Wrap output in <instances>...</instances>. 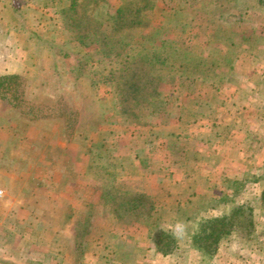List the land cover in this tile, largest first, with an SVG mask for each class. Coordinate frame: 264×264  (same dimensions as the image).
Returning a JSON list of instances; mask_svg holds the SVG:
<instances>
[{"label":"rangeland","instance_id":"obj_1","mask_svg":"<svg viewBox=\"0 0 264 264\" xmlns=\"http://www.w3.org/2000/svg\"><path fill=\"white\" fill-rule=\"evenodd\" d=\"M85 1L66 14V26L63 18L46 28L17 9L0 11V76L16 77L0 95V208L9 209L0 215V264L8 259L15 264H167L153 248L151 226L176 241H188L194 228L175 221L180 215L175 205L185 201L175 197L186 193L182 186L150 182L162 174L158 159L174 162L185 151L193 160L192 146L205 152L206 138L197 125L205 129L223 107L264 112V39H258L264 36V0H150L138 14L140 22L121 29L126 38L120 55L108 58L96 49L95 36L81 42L75 33L108 30L104 19L129 0H103L97 6ZM4 3V9L11 8L12 0ZM39 27L35 40L29 32ZM113 35L116 40L120 32ZM15 42L30 52L19 55ZM145 46L146 54L140 53ZM154 51L169 53L162 66L142 61ZM12 59L19 67L10 64ZM125 61L131 70L120 72ZM227 63L233 66L229 72ZM135 68L146 87L132 97ZM215 78L223 80L219 86L206 83ZM252 92L255 99L248 104L244 97ZM232 95L239 101L229 102ZM193 107L200 115L197 123ZM255 166L249 175H261L263 184L264 166ZM182 184L191 188L189 181ZM237 188L242 193L221 201V214L242 206L231 236L201 264H264V200L252 197L264 187L260 190L252 178ZM141 194L146 214L130 210L134 202L125 204ZM209 214L183 216L195 221ZM128 249L136 255L119 263ZM173 255V264L193 262L191 256L183 261L185 254Z\"/></svg>","mask_w":264,"mask_h":264},{"label":"crops","instance_id":"obj_2","mask_svg":"<svg viewBox=\"0 0 264 264\" xmlns=\"http://www.w3.org/2000/svg\"><path fill=\"white\" fill-rule=\"evenodd\" d=\"M0 4H2V6L0 5L1 8L0 11L3 14H5V12H9L10 10L12 11V9H17L21 14L20 16H22L23 14V18L26 17L29 20L37 19V22L38 23L41 22L40 24L46 28L49 26L48 23L49 24L51 23L55 24V22L59 23L60 21H62L63 18L62 17V10L64 8L63 0H16V1L12 0L11 8L9 9L3 8V4H5L4 0L0 1ZM26 14L28 15V17L25 16ZM11 16L12 15H9V17H7L9 21L10 19H12ZM39 16L44 17V19L42 20L39 19ZM45 18L48 21H46ZM43 21L45 22L43 23ZM45 23H47V25H44ZM4 25H7L6 30L14 31L13 34L16 35L19 34L18 28L15 29L14 27H10V24L8 23H4ZM38 29L41 30V27L35 28L33 31L29 32L31 34V37H33V39L35 40L39 35ZM61 29H63L62 26ZM36 44L38 45V42H36ZM14 45L20 49V51L19 49L15 50L14 54L16 55L18 54V51H19V55H22L24 51L30 52L27 51L26 49H22L23 47L21 48V45L17 44L16 42ZM18 62H19L18 60L12 59L10 64L14 67L16 66L19 67L20 63L18 65ZM10 64L6 66V69H9L11 67ZM231 78H232L231 76L230 78L228 76L227 79L224 80L230 81ZM210 80H206V83L212 84L213 86H219L218 84H221L220 82L223 81L217 78H215L214 80L213 79ZM244 86H248V85L245 84ZM252 93L253 94L248 93L250 96L245 95L244 97V99L248 100L246 102L248 104L250 100L255 99L254 94L256 93L255 92ZM223 96L224 95H222V97ZM239 97L238 95L236 96L232 95L229 102L233 100L238 102ZM246 103L245 106H247ZM247 109H249V107L245 108L246 112ZM223 110L224 112L221 115H218L217 112H214V115L215 117L217 116L216 117L217 119L211 121L210 119H208L209 122H207V126L205 129L202 128L200 124L198 125L196 124L198 126V129L200 130L198 132L201 133L204 138H206L205 152L202 147L195 148V146H192V148L190 149L192 151L191 154L194 156L192 157L193 160L187 158L188 156L186 155L185 151L184 152L182 151L181 152L182 157L176 159L174 162L171 160V158L170 159L167 157H165L164 159L160 158L158 159L156 165L158 166V171L161 172L162 174L158 176V179H156L155 177L154 179L152 177H151L152 179H150V182H155L157 180L158 183H164V184H166V182L168 183L174 182V185L182 186V190L184 189V192H186L184 193V195L183 194L175 195L176 198L182 199V201L185 200L184 202L175 205V207H177L176 213L180 214L179 216H177L175 221L176 224L177 225L180 224L182 228L183 226H186V223L190 224L191 227L193 226V228H197L198 223L202 221L200 216L198 218H195L196 219L195 221H191L189 218L185 219V216L183 215H186L187 213L197 214V215L210 213L208 215V216L211 215L210 217L217 216V214L219 215L223 213L224 205L221 204V201L222 200L225 201V198H228V200L227 199L226 200L229 201V198H231L235 193L238 192L242 193L241 188H238V190L236 191L235 188L244 185V183H247V181L252 182V178H253V183L261 185L260 190H262V188L264 187V183L263 184L260 183L261 182L260 180L262 178L261 175H255L254 177L249 175V173L252 171L251 168H253V166L256 165L254 168L257 167L261 168L262 166H264V112L261 114L259 113L257 114L256 111H254L253 113H248V112L241 113L239 111L230 112V110L225 109V107H223ZM192 115H194V120L197 119L196 123L199 122L200 115L198 114L197 109H194V107L192 108ZM218 116H220L221 118L218 119ZM191 128L195 130L197 129L194 126V124H192ZM193 139H194L193 143L195 145L196 144L195 138ZM237 170H243V172L238 174L232 173V172H236ZM184 181H189L191 183L190 189L188 187L189 185L186 186L182 184ZM236 183H241V185L235 187ZM142 192L147 193V191H142ZM243 196H245V194L238 195V197H243ZM252 197L261 200L262 193L260 192L259 195L254 194L252 195ZM188 198L191 200V202L189 203L187 200ZM195 198L197 200H193ZM240 205L241 204H239L238 206ZM260 205H261V201H260ZM6 208L7 207L5 205L0 208V215L2 212H4L5 214L9 213V209ZM187 219L189 221H185ZM5 225L4 226L1 225V226L5 227ZM229 236H231L230 233L224 235L220 239L219 243L224 242L225 238L229 239ZM189 241L190 240L188 241L178 240L177 244L180 246V249L182 247L186 248L182 250L185 251L184 253L180 252L178 246L170 254H162L158 252L160 254H157L158 255L157 257H159L163 262L167 264H173L172 262L177 261V260L173 261L174 259L172 257L174 256L173 254H177V255L185 254L183 255L185 256L183 257V261L187 260L188 257L191 256L193 259L192 260L193 262L191 264H201L202 260L208 258L211 259L216 256V254L212 256L203 252H199L198 250L190 246ZM2 242L4 243V241ZM28 243L30 245H34L32 241H28ZM219 247L220 244H218V250ZM153 248L157 252L156 248L155 247ZM150 252L154 253V251H150ZM135 255L136 254L134 252L128 249L123 254H121L120 257L122 258L119 260L120 261L119 263H123L125 259L129 261L131 260V257L133 258ZM9 260L10 259L5 261L2 260V261L4 263L7 262V264L8 262L10 264H15L13 260L12 261ZM150 264H154V262L152 261L150 262ZM175 264H188V261L187 263L180 262Z\"/></svg>","mask_w":264,"mask_h":264},{"label":"trees","instance_id":"obj_3","mask_svg":"<svg viewBox=\"0 0 264 264\" xmlns=\"http://www.w3.org/2000/svg\"><path fill=\"white\" fill-rule=\"evenodd\" d=\"M78 1L79 0H63L64 8L62 10V17L64 20L63 22L65 23L64 26H66V18L68 17L66 16V14H69L70 11H74L76 9V7L80 4V2ZM101 2L105 3L103 0H87L85 1V4L91 3V4H96L97 6ZM149 5H150V0H129L127 2H124L123 4L115 8L112 11L111 15L108 16L107 19H104V20H107V22L105 23V26L103 28L108 27L109 28L108 30L103 29L104 31H100L98 32V34H96L95 31H91L88 33H82L80 31V32H76L75 35L77 38L80 39L81 42H85L86 39L88 40V38H90V36L92 35L95 36V41L98 43V48L96 47V49H98V51L102 54V57L104 58H108L110 54L115 55V56L120 55L121 51L118 50V47L123 45L121 44V42H123L126 38L123 35H121V29L124 27L132 26L134 24L139 23L140 21H138L139 20L138 14L141 11H143L145 8H147ZM95 12H99L98 14L100 15V17L102 19L104 18L102 16V13L104 12V10H99L98 8V10L96 9ZM112 32L114 33L120 32V36L116 37V40H115L113 39V36L115 37V35H113L114 33L111 34ZM241 35H242V38H245V39H246V36H249L248 34H241ZM260 37L261 36H259L258 39H262V38L264 39V36L261 38ZM146 50H147V47L145 46L142 50H140V53L146 54ZM155 52L156 51H154L153 53L151 52L149 56L145 55L142 61L156 62L158 65L162 66L165 63L166 54L169 56V53H166V52L155 53ZM129 63L131 62L125 61V64L121 63L118 70H120V72L130 71L131 70L130 65L132 64H129ZM227 66L229 68L228 72L233 69V66H231V64H228ZM136 69L137 68L133 69L134 78L132 79V80L135 79V82H131V85L129 86V89L132 91V97L135 96L137 93H141L142 92L141 90L146 87V86H142V84L138 80ZM13 78H16L15 75L0 76V95L1 96L5 94L4 92L6 89L10 90L11 81L13 80ZM139 84L141 86H139ZM238 185H241V183H236L235 187ZM236 190H238L237 187L235 188V191ZM143 197L145 196L142 194L138 196H134V197H129L132 201L128 200L127 202H125V204L134 202L133 205H129L130 210L135 207V210H140L142 211V213L144 212L146 214L149 208L143 206L144 202L141 200ZM262 198L264 200V189L262 191ZM138 199H140V201ZM241 208H242L241 205L236 207L235 210H233V212L228 215L220 214V215L208 217V218L203 217L202 221L198 223V227L194 228L190 232V235L188 237V240H190L189 241L190 246L195 248L199 252H203L209 255H214L217 251V246H218L220 239L224 235L230 232L231 228L233 227L234 215L236 213H239L242 210ZM150 230L151 232H153V235L150 234V239L152 240L151 242L153 243L154 247L156 248L158 252L162 254H170L171 252L174 251V249H176L179 246L177 244L178 241H176V239L172 237L171 233L169 234L167 231H163V229H160V228L157 229L156 225L151 226Z\"/></svg>","mask_w":264,"mask_h":264}]
</instances>
